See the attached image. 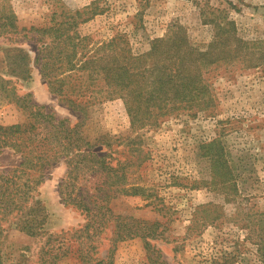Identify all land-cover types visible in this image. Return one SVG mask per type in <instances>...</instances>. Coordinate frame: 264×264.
<instances>
[{
  "label": "rangeland",
  "instance_id": "1",
  "mask_svg": "<svg viewBox=\"0 0 264 264\" xmlns=\"http://www.w3.org/2000/svg\"><path fill=\"white\" fill-rule=\"evenodd\" d=\"M9 3L17 26L24 28L49 25L56 17L67 20V10L83 11L79 18L84 20L75 30L87 38V47L120 33L134 51L140 52L148 47L150 38L164 36L179 27L190 41L205 44L212 38L215 22L221 24L224 17L232 21L238 36L264 37V0H9ZM19 38L23 47L30 48L31 56L29 76L20 81L22 90L29 92L38 104L48 105L58 116L76 122L78 132L97 150H104L103 136L108 138L112 144L110 158L130 162L125 169L126 180L142 185L143 193L108 196L106 205L112 214L100 226L103 230L87 239L91 228L83 231L79 228L90 216L64 200L61 184L66 167L61 160L52 164L42 171V182L31 199V202L38 199L44 208L42 232L29 235L14 227L15 220L6 223L0 234L3 264H36L42 243L48 242L47 235L62 230H67L64 240L72 250L78 242H88L92 245L89 252L92 258H104L112 243L108 237L113 231L114 215L120 217V225H128L129 218L140 221L130 222L144 227L140 232L150 235L114 242L111 264H150V254L153 260L156 257L165 264H207L218 256L232 259L230 264H261L256 257L258 237L249 228L257 214L264 211L261 66L243 68L230 63L226 67L210 66L204 72L215 97L214 116L183 113L166 118L156 127L133 129L120 98L91 102L84 113L70 110L50 92L32 60V49L41 41ZM43 39L48 38L43 35ZM13 45L15 41L0 37V74L7 72L5 50ZM27 114L14 102L0 98V124L23 122ZM212 139L221 142L233 169L240 193L236 199L224 200L219 187L209 185L212 169L202 145ZM15 160L13 154L0 153V169L13 165ZM103 179L89 176L79 184L88 194L103 197L102 191L94 190ZM207 213L216 217L212 221L209 217L205 219ZM72 254L68 253L56 264H81L76 253Z\"/></svg>",
  "mask_w": 264,
  "mask_h": 264
},
{
  "label": "trees",
  "instance_id": "2",
  "mask_svg": "<svg viewBox=\"0 0 264 264\" xmlns=\"http://www.w3.org/2000/svg\"><path fill=\"white\" fill-rule=\"evenodd\" d=\"M66 12L67 20L56 17L49 25L39 28L18 27L9 0H0V37L15 41V45L5 50L7 72L0 74V98L14 102L28 113L23 122L0 124V153L16 156L13 165L0 169V234L12 220H15L14 227L26 234L42 232L44 208L38 199L32 202L31 199L42 182V171L60 160L66 167L61 184L64 200L90 216L79 228L80 231L91 228L87 239L101 232L100 226L112 214L106 205L108 196L143 193L142 185L126 180L125 169L130 162L110 158L112 144L108 138L103 136L104 150H97L78 132L76 122L58 116L48 105L38 104L29 92L22 90L20 81L29 76L31 56L30 48L21 45L23 40L19 36L27 41H41L31 48L32 60L50 92L65 106L84 113L85 106L91 102L120 98L133 129L156 127L166 118L183 113L214 116L215 97L211 83L204 76L210 66L238 63L243 68L261 66L264 71V37L238 36L232 21L225 17L221 24L215 22L212 38L205 44L190 41L179 27L164 36L150 38L148 47L136 52L120 33L87 47V38L75 30L84 20L79 18L83 11ZM43 35L48 38L46 41ZM202 147L208 152L204 155L212 169L209 185L219 187L224 200L236 199L240 194L236 177L221 142L212 139ZM89 176L104 178L94 187L96 192H103V197L88 194L80 187L79 182ZM111 217L113 231L108 240L112 243L106 257L92 258L89 254L92 245L88 242H78L72 250L64 240L67 230H62L47 235L48 242L42 243L36 264H56L70 252L76 253L81 264H111L114 242L135 235H150V232H140L144 227L132 225L140 221L129 218L132 222L120 225L119 216ZM215 217L208 213L204 216L211 221ZM254 224L249 228L258 237L256 257L264 264V211L257 214ZM150 255V264H165ZM1 256L0 251V264H3ZM225 259L218 256L207 264L232 262L230 258Z\"/></svg>",
  "mask_w": 264,
  "mask_h": 264
}]
</instances>
